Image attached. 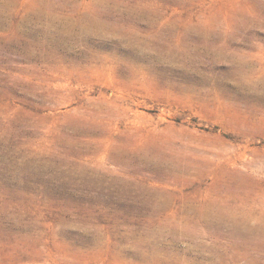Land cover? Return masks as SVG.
<instances>
[{"label": "rangeland", "instance_id": "374dc122", "mask_svg": "<svg viewBox=\"0 0 264 264\" xmlns=\"http://www.w3.org/2000/svg\"><path fill=\"white\" fill-rule=\"evenodd\" d=\"M0 264H264V0H0Z\"/></svg>", "mask_w": 264, "mask_h": 264}]
</instances>
